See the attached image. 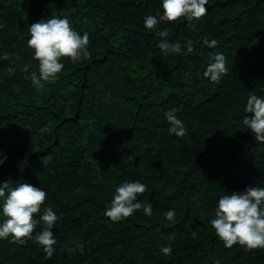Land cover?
Instances as JSON below:
<instances>
[{
    "label": "trees",
    "instance_id": "16d2710c",
    "mask_svg": "<svg viewBox=\"0 0 264 264\" xmlns=\"http://www.w3.org/2000/svg\"><path fill=\"white\" fill-rule=\"evenodd\" d=\"M209 2L200 18L161 21L169 39L195 44L165 55L163 37L142 24L158 0H0V180L45 187L41 211L59 215L51 257L30 238H3L0 264H264V248H225L208 223L218 195L264 185V142L243 123L247 95L264 92V0ZM52 14L89 32L92 55L61 57L57 78L35 88L26 27ZM212 36L227 61L218 81L203 76L202 41ZM173 105L181 136L164 116ZM136 178L152 215L104 216L115 185ZM169 207L175 222L163 215Z\"/></svg>",
    "mask_w": 264,
    "mask_h": 264
},
{
    "label": "clouds",
    "instance_id": "9594fccd",
    "mask_svg": "<svg viewBox=\"0 0 264 264\" xmlns=\"http://www.w3.org/2000/svg\"><path fill=\"white\" fill-rule=\"evenodd\" d=\"M159 9L146 12L142 24L153 29L154 34L163 37L157 45L167 55L170 52L191 53L195 47L193 38L184 40L169 39L168 28L157 27L161 21L165 24L184 17L187 21L200 18L207 13L209 0H158ZM2 24V22H0ZM27 44L32 49L33 57L38 60V71L31 73V82L35 88H42L44 81H53L64 67L63 56L73 62L92 55L89 44V32L75 28L68 15L52 14L27 23ZM217 44L215 36L204 37L202 46L209 48L203 76L212 81L220 80L227 72V61L223 51L214 50ZM243 123L257 141L264 142V92L253 91L246 97ZM175 105L165 109L164 116L169 121V132L181 136L186 131L184 120L178 116ZM7 158V153L0 150V163ZM147 184L139 179H124L115 185L111 199L105 203L103 215L112 221H119L143 209L151 216L153 205L138 198ZM48 190L28 180H14L11 177L0 180V239L7 238L19 244L27 239L38 242L43 247L46 257L55 251L57 240L54 234L59 215L51 205L41 206L47 198ZM176 208L169 207L163 215L175 222ZM38 213V215H36ZM208 223L214 228L217 238L223 241L225 248L239 243L245 249L264 248V185L256 182L246 184L242 189L226 190L218 195ZM37 225H40L37 228ZM35 230V231H34ZM161 252L172 253V245H159ZM212 264H220L219 258Z\"/></svg>",
    "mask_w": 264,
    "mask_h": 264
}]
</instances>
